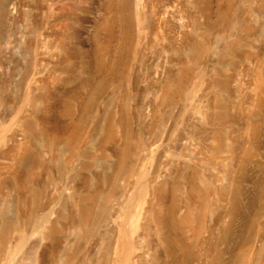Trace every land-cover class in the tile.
<instances>
[{"label":"rangeland","instance_id":"1","mask_svg":"<svg viewBox=\"0 0 264 264\" xmlns=\"http://www.w3.org/2000/svg\"><path fill=\"white\" fill-rule=\"evenodd\" d=\"M0 264H264V0H0Z\"/></svg>","mask_w":264,"mask_h":264},{"label":"bare ground","instance_id":"2","mask_svg":"<svg viewBox=\"0 0 264 264\" xmlns=\"http://www.w3.org/2000/svg\"><path fill=\"white\" fill-rule=\"evenodd\" d=\"M111 134V133H110ZM109 134V135H110ZM109 137V136H108ZM122 161V160H121ZM121 161H119V165L121 166ZM88 209V208H87ZM90 212V211H89ZM85 210H84V207H82V209H80V213H79V219L81 222H83V225H86V220H87V217H86V214H85ZM88 213V212H87ZM152 215V219L154 220V222L156 223V225H160L161 223V218H163V215L161 212H159V210H154V212L151 214ZM111 216V213L109 211L107 217L110 218ZM87 226V225H86ZM121 261V260H120Z\"/></svg>","mask_w":264,"mask_h":264}]
</instances>
